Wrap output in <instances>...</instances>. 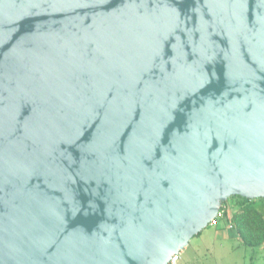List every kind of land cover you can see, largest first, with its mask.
<instances>
[{
	"label": "water",
	"instance_id": "1",
	"mask_svg": "<svg viewBox=\"0 0 264 264\" xmlns=\"http://www.w3.org/2000/svg\"><path fill=\"white\" fill-rule=\"evenodd\" d=\"M264 198V0H0V264H166Z\"/></svg>",
	"mask_w": 264,
	"mask_h": 264
},
{
	"label": "rangeland",
	"instance_id": "2",
	"mask_svg": "<svg viewBox=\"0 0 264 264\" xmlns=\"http://www.w3.org/2000/svg\"><path fill=\"white\" fill-rule=\"evenodd\" d=\"M262 211L264 212V203ZM180 260L179 263L190 264H264V246L251 248L242 245L234 237L218 238L214 228L207 226L190 240L189 246L181 253Z\"/></svg>",
	"mask_w": 264,
	"mask_h": 264
},
{
	"label": "trees",
	"instance_id": "3",
	"mask_svg": "<svg viewBox=\"0 0 264 264\" xmlns=\"http://www.w3.org/2000/svg\"><path fill=\"white\" fill-rule=\"evenodd\" d=\"M227 202L232 203V211L224 209ZM263 203L264 198L250 200L231 196L220 207L223 212L222 218L231 226V231L244 246L251 248L264 246Z\"/></svg>",
	"mask_w": 264,
	"mask_h": 264
},
{
	"label": "crops",
	"instance_id": "4",
	"mask_svg": "<svg viewBox=\"0 0 264 264\" xmlns=\"http://www.w3.org/2000/svg\"><path fill=\"white\" fill-rule=\"evenodd\" d=\"M224 209L232 211L233 210L232 203L231 202H227L224 205ZM210 227L214 228V232H215V234H216V236L218 238H223V239H229V238H233V237L236 238V236L231 231V229L228 228V223H227V221L224 218L218 219L217 224L213 225V226H210ZM198 235L199 234H197L196 236H198ZM188 246H189V244H188ZM182 252H184V250ZM179 264H190V263H182L181 262ZM191 264H205V263H191Z\"/></svg>",
	"mask_w": 264,
	"mask_h": 264
},
{
	"label": "built area",
	"instance_id": "5",
	"mask_svg": "<svg viewBox=\"0 0 264 264\" xmlns=\"http://www.w3.org/2000/svg\"><path fill=\"white\" fill-rule=\"evenodd\" d=\"M222 211L219 210V212L217 213V215L209 222V225L210 226H213V225H216L217 224V221L218 219L222 218ZM228 228L230 229L231 226L228 224ZM180 255H181V252L175 254V255H172L169 259V261L166 263V264H178L179 263V260H180Z\"/></svg>",
	"mask_w": 264,
	"mask_h": 264
}]
</instances>
